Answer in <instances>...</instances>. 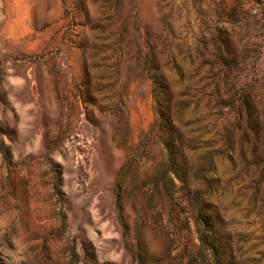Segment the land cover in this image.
Wrapping results in <instances>:
<instances>
[{
    "label": "rangeland",
    "instance_id": "rangeland-1",
    "mask_svg": "<svg viewBox=\"0 0 264 264\" xmlns=\"http://www.w3.org/2000/svg\"><path fill=\"white\" fill-rule=\"evenodd\" d=\"M0 264H264V0H0Z\"/></svg>",
    "mask_w": 264,
    "mask_h": 264
}]
</instances>
